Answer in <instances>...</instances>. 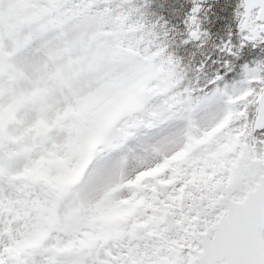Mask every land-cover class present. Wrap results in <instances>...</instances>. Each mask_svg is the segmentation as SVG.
<instances>
[{"label":"snow or ice","instance_id":"obj_1","mask_svg":"<svg viewBox=\"0 0 264 264\" xmlns=\"http://www.w3.org/2000/svg\"><path fill=\"white\" fill-rule=\"evenodd\" d=\"M0 264H264V0H0Z\"/></svg>","mask_w":264,"mask_h":264},{"label":"rangeland","instance_id":"obj_2","mask_svg":"<svg viewBox=\"0 0 264 264\" xmlns=\"http://www.w3.org/2000/svg\"><path fill=\"white\" fill-rule=\"evenodd\" d=\"M117 96H120V95H117ZM117 96H114V97H117ZM112 98H113V97H112ZM110 101H111V100H110ZM110 101H109V103H110ZM109 103H108V105H109ZM108 105H107V106H108Z\"/></svg>","mask_w":264,"mask_h":264}]
</instances>
